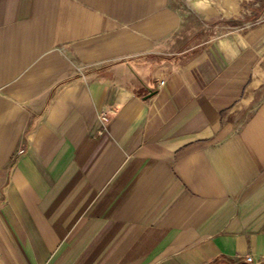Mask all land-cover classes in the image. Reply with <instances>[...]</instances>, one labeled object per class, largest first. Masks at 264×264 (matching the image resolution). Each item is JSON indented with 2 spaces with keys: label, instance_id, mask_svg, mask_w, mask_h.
Listing matches in <instances>:
<instances>
[{
  "label": "crops",
  "instance_id": "0c3cea01",
  "mask_svg": "<svg viewBox=\"0 0 264 264\" xmlns=\"http://www.w3.org/2000/svg\"><path fill=\"white\" fill-rule=\"evenodd\" d=\"M251 2L0 0V264H264Z\"/></svg>",
  "mask_w": 264,
  "mask_h": 264
},
{
  "label": "built area",
  "instance_id": "2783aa9c",
  "mask_svg": "<svg viewBox=\"0 0 264 264\" xmlns=\"http://www.w3.org/2000/svg\"><path fill=\"white\" fill-rule=\"evenodd\" d=\"M161 84H164V82L162 81ZM111 117H112V112L111 111H108V110H104V111H101L100 114H99V120L102 124V130H101V133H103V131L107 130L108 128V125L110 124L111 122ZM246 261L248 263L252 262L253 261V258L252 257H247Z\"/></svg>",
  "mask_w": 264,
  "mask_h": 264
},
{
  "label": "rangeland",
  "instance_id": "374dc122",
  "mask_svg": "<svg viewBox=\"0 0 264 264\" xmlns=\"http://www.w3.org/2000/svg\"><path fill=\"white\" fill-rule=\"evenodd\" d=\"M254 3H255V2H251V6H252V7L260 8L261 12L264 11V8H262V6L257 7L258 5L256 6V4H254ZM262 14H264V12H263ZM258 19H261V16H255V15H254V16H251V17H250V22H252V21H256V20H258ZM239 20H240L239 17H238V18H237V17H231V18H229V19H227V20L224 19V20H223V23L226 24V21H227L228 23H232V22H234V23H240Z\"/></svg>",
  "mask_w": 264,
  "mask_h": 264
}]
</instances>
